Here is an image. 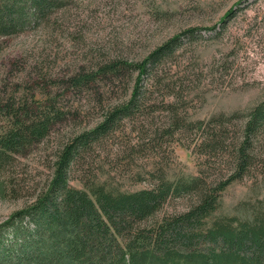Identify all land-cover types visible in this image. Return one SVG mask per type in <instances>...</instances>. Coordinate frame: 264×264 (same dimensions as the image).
I'll return each instance as SVG.
<instances>
[{
	"label": "rangeland",
	"instance_id": "rangeland-1",
	"mask_svg": "<svg viewBox=\"0 0 264 264\" xmlns=\"http://www.w3.org/2000/svg\"><path fill=\"white\" fill-rule=\"evenodd\" d=\"M58 1L45 19L0 36V104L12 95L17 104L26 94L38 100L48 95L64 112L45 139L15 155L0 173V224L35 200L65 143L98 126L106 108L130 99L138 73L114 84L99 80L80 91L72 79L112 62H140L190 28L197 30L161 64L157 82L141 80L140 88L148 93L141 110L93 144L74 167L70 184L84 189L83 182L90 181L116 192H136L151 188L158 176L177 181L202 175L210 183L230 174L219 158L213 167L203 165L191 124L238 115L230 130L240 133L245 116L264 103V0ZM173 106L186 128L158 142L157 134L172 126ZM6 123L0 112V134ZM4 182L9 184L2 192ZM221 199L215 217L245 219L259 203L264 207V167L230 185ZM196 202V197H175L156 220L183 214Z\"/></svg>",
	"mask_w": 264,
	"mask_h": 264
},
{
	"label": "trees",
	"instance_id": "trees-1",
	"mask_svg": "<svg viewBox=\"0 0 264 264\" xmlns=\"http://www.w3.org/2000/svg\"><path fill=\"white\" fill-rule=\"evenodd\" d=\"M2 1L0 36L21 32L59 5L58 0ZM196 30L174 35L140 62H112L72 79L74 89L80 91L99 80L114 84L128 73H138L130 99L106 108L105 119L98 126L65 143L51 179L35 200L0 224V264H264L262 203L245 219L215 217L222 193L264 167V103L245 116L240 133L230 130L238 115L221 114L191 124L199 135L195 147L205 156L203 165L213 167V159L219 158L231 171L220 179L208 183L202 175L177 181L158 176L151 188L136 192H116L90 181L83 182L84 189L70 184L74 167L93 144L123 118L141 110L148 95L140 88L141 80L148 77L157 82L161 64ZM43 97L28 99L26 94L17 104L12 95L0 104L7 119L0 134V173L11 167L15 155L25 154L35 142L45 139L64 116L56 97ZM171 110L172 126L157 134L158 142L173 137L177 128H186L174 106ZM8 184L4 182L2 192ZM184 195L197 198L192 208L162 222L156 220L167 202Z\"/></svg>",
	"mask_w": 264,
	"mask_h": 264
}]
</instances>
